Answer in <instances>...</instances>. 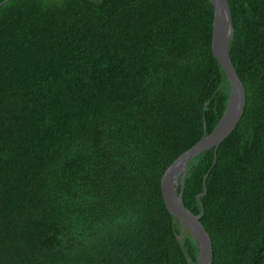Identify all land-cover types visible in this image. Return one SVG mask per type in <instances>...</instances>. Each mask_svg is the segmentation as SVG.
Instances as JSON below:
<instances>
[{
  "label": "trees",
  "instance_id": "trees-1",
  "mask_svg": "<svg viewBox=\"0 0 264 264\" xmlns=\"http://www.w3.org/2000/svg\"><path fill=\"white\" fill-rule=\"evenodd\" d=\"M227 2L245 108L216 158L190 161L183 201L211 264H264V0ZM213 16L209 0H0V264L196 263L160 180L228 103Z\"/></svg>",
  "mask_w": 264,
  "mask_h": 264
},
{
  "label": "water",
  "instance_id": "water-1",
  "mask_svg": "<svg viewBox=\"0 0 264 264\" xmlns=\"http://www.w3.org/2000/svg\"><path fill=\"white\" fill-rule=\"evenodd\" d=\"M209 1L214 8L211 50L230 82L228 103L223 116L213 131L169 165L160 180L161 194L167 210L181 223L182 234L187 231L197 244L198 258L195 264H211L213 260L212 241L209 233L201 223L203 212L195 215L185 207L183 181L188 173L189 163L194 157L207 150L214 149L216 158L218 146L234 131L245 108L244 86L237 75L229 53L234 34L229 4L227 0ZM179 184L181 186L180 191H178ZM201 195H205V192Z\"/></svg>",
  "mask_w": 264,
  "mask_h": 264
}]
</instances>
